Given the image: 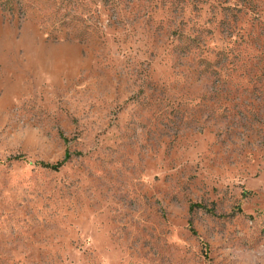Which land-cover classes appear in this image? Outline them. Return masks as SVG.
Listing matches in <instances>:
<instances>
[{"label":"rangeland","instance_id":"obj_1","mask_svg":"<svg viewBox=\"0 0 264 264\" xmlns=\"http://www.w3.org/2000/svg\"><path fill=\"white\" fill-rule=\"evenodd\" d=\"M0 264H264V0H0Z\"/></svg>","mask_w":264,"mask_h":264},{"label":"trees","instance_id":"obj_2","mask_svg":"<svg viewBox=\"0 0 264 264\" xmlns=\"http://www.w3.org/2000/svg\"><path fill=\"white\" fill-rule=\"evenodd\" d=\"M69 157V154L67 153V151L64 153V156H63V159L57 163H54V164H49V163H45V162H39L38 164L41 166V167H44V168H49V169H53V170H56L58 169L65 161L66 159Z\"/></svg>","mask_w":264,"mask_h":264}]
</instances>
